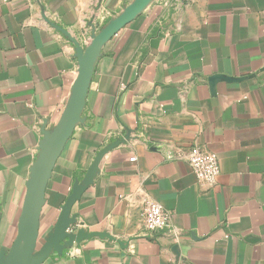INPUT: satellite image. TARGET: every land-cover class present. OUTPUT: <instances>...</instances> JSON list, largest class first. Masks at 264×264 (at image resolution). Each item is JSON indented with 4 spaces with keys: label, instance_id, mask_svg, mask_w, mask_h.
<instances>
[{
    "label": "crops",
    "instance_id": "crops-1",
    "mask_svg": "<svg viewBox=\"0 0 264 264\" xmlns=\"http://www.w3.org/2000/svg\"><path fill=\"white\" fill-rule=\"evenodd\" d=\"M133 1L0 0V260L41 132L71 96L73 41ZM194 145L218 158L213 186L187 163ZM76 186L69 218L91 236L41 264H264V0H150L119 29L51 170L36 250ZM142 196L170 214L177 240L148 235Z\"/></svg>",
    "mask_w": 264,
    "mask_h": 264
},
{
    "label": "water",
    "instance_id": "water-1",
    "mask_svg": "<svg viewBox=\"0 0 264 264\" xmlns=\"http://www.w3.org/2000/svg\"><path fill=\"white\" fill-rule=\"evenodd\" d=\"M149 1L134 0L118 16L111 19L100 29L95 31V28H93L86 45L80 46L79 43L73 41L78 53V74L71 96L59 123L51 130L41 132L43 138L27 185L17 236L7 256L0 260V264H41L50 253L60 252L73 243L91 236L85 233L83 229L74 232L73 224L75 222L69 218L70 206L79 198L81 192V188L76 186L61 207L52 233L45 240L43 246L36 250L38 218L46 184L66 140L79 122L94 61L101 47L135 17ZM87 184H89L88 176L84 182V185Z\"/></svg>",
    "mask_w": 264,
    "mask_h": 264
},
{
    "label": "built area",
    "instance_id": "built-area-1",
    "mask_svg": "<svg viewBox=\"0 0 264 264\" xmlns=\"http://www.w3.org/2000/svg\"><path fill=\"white\" fill-rule=\"evenodd\" d=\"M97 30L98 28H95V31ZM88 41L89 39L84 45H86ZM186 158L198 183L209 186H213L216 183L220 174V167L218 158L215 154L206 151L198 145H194L188 150ZM131 160L133 161L134 158ZM140 217L143 228L149 236L157 232L166 231L173 236L174 240H177L178 234L173 230L170 224V214L147 196H142ZM77 227L78 226L73 230L78 229Z\"/></svg>",
    "mask_w": 264,
    "mask_h": 264
}]
</instances>
